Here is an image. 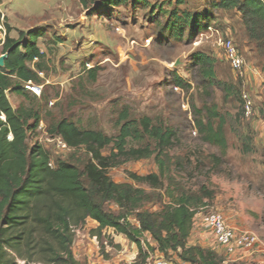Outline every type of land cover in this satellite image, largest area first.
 <instances>
[{
    "label": "rangeland",
    "instance_id": "1",
    "mask_svg": "<svg viewBox=\"0 0 264 264\" xmlns=\"http://www.w3.org/2000/svg\"><path fill=\"white\" fill-rule=\"evenodd\" d=\"M176 1L127 0L120 6H101L91 16L78 0H2V14L13 36L32 28L43 33L38 40L45 50L44 72L40 73L43 91L34 101L42 120L28 144H41L54 164L57 158H68L71 153L58 148L48 133V126L57 119L66 117L83 129L102 130L111 136L117 133L123 109L132 118L150 116L164 122L178 136L171 154L179 157L181 167L174 168L172 174L188 188L207 184L215 191L197 211L191 239L215 251L218 264H264V47L258 50L247 42L241 13L235 9L211 10V27L194 40L187 36L182 40L160 39L154 18L164 22L163 12H170ZM209 2L184 0L178 6L204 12ZM227 38L234 40L248 62L244 77L235 74L226 58L222 42ZM197 50L215 56L220 61L219 75L238 82L240 92L250 94L254 104L250 118L242 117L237 97L226 98L220 88L208 89L196 83L199 77L191 55ZM92 67H97L95 79L88 73ZM174 75L190 87L175 86ZM8 96L15 107L31 104L24 96ZM211 108H217L227 119L226 152L200 137L196 119L207 117ZM239 120L241 127L234 129ZM109 152L110 147L104 150ZM74 154L83 162L87 159L84 149ZM214 155L222 158L218 167L212 161ZM157 170L151 157L126 161L110 168L109 175L116 182H134L129 172L145 175ZM147 207L157 210L161 204L152 202ZM107 208L119 211L114 203ZM212 210L220 211L235 228L256 233L259 243L248 252H226L202 226L203 216ZM97 226L89 218L76 230L73 251L80 264H151L154 257L163 255L152 249L147 258L139 255L137 245L113 228L105 229L102 239L93 236ZM146 236L154 246L150 235ZM164 256L171 264H184L176 252ZM15 258L18 264L25 263Z\"/></svg>",
    "mask_w": 264,
    "mask_h": 264
},
{
    "label": "trees",
    "instance_id": "2",
    "mask_svg": "<svg viewBox=\"0 0 264 264\" xmlns=\"http://www.w3.org/2000/svg\"><path fill=\"white\" fill-rule=\"evenodd\" d=\"M78 1L91 16L101 6L115 7L127 2ZM183 2L177 0L170 12H163L164 22L155 16L160 39L182 40L187 36L194 40L211 27V10L235 9L241 13L247 42L258 50L264 47V4L260 0H210L209 9L204 12L181 10ZM2 17L0 11V20ZM4 20L2 54L6 58L4 66H0V264H18L15 256L24 264H80L73 245L76 230L89 218L98 223L93 236L102 239L103 231L113 228L134 242L139 255L146 258L152 249L163 255L176 252L180 260L192 264H218L215 251L189 243L194 217L215 191L207 184L188 188L172 174L174 168L181 167L179 157L171 154L178 138L173 127L150 116L132 118L123 109L113 136L102 130L83 129L66 117L52 122L48 133L61 137L71 148L68 158H57L54 164L50 152L41 144H28L42 119L34 105L37 96L25 85L30 81L43 83L40 73L44 72L45 52L38 45L43 33L35 28L20 30L15 38L10 35L12 27L5 16ZM191 60L198 72L196 83L208 89L220 88L226 98L237 97L242 117H246L239 83L219 75L220 61L205 50L193 52ZM88 73L95 79L97 67L89 68ZM174 85L190 87L177 75ZM9 93L24 96L31 104L15 107ZM196 124L202 141L226 152L227 119L217 108L209 109L208 116L196 119ZM241 125L239 120L234 129ZM108 147L110 152L105 154ZM80 149L87 154L84 162L75 158L74 153ZM151 157L158 170L145 175L129 172L134 182H116L109 175L110 168L126 161ZM212 161L218 167L222 158L214 155ZM152 202L160 203L161 208L149 209L147 205ZM109 203L117 205L119 211L108 209ZM146 235H150L154 246Z\"/></svg>",
    "mask_w": 264,
    "mask_h": 264
},
{
    "label": "built area",
    "instance_id": "3",
    "mask_svg": "<svg viewBox=\"0 0 264 264\" xmlns=\"http://www.w3.org/2000/svg\"><path fill=\"white\" fill-rule=\"evenodd\" d=\"M264 4V0H260ZM3 20V17L2 19ZM0 20V40L3 43L6 36V28L4 22ZM227 60L230 63L232 70L238 77H244L248 62L239 47L233 39L227 38L222 42ZM25 87L35 95H41L42 85L33 82L26 83ZM244 100V112L246 118L253 115L254 104L250 94L247 91H242ZM61 150H71L67 143L58 136L51 137ZM52 164V162H51ZM202 226L209 231L216 242L223 246L229 254H237L248 252L253 249L258 243L259 238L256 233L248 230H239L230 225L223 214L218 210L207 212L202 219ZM162 255V254H161ZM151 264H171L164 256H156Z\"/></svg>",
    "mask_w": 264,
    "mask_h": 264
},
{
    "label": "crops",
    "instance_id": "4",
    "mask_svg": "<svg viewBox=\"0 0 264 264\" xmlns=\"http://www.w3.org/2000/svg\"><path fill=\"white\" fill-rule=\"evenodd\" d=\"M1 4L2 3H0V11L3 13V10H2V6H1ZM2 15H4L5 16V14H2ZM4 16H3V20H4ZM81 20V19H80ZM5 21V20H4ZM10 35L12 36V37H15V38H17V36L16 35H12V31L10 32ZM64 35V34H63ZM62 42V41H61ZM61 42H59L58 44H62ZM38 45H39V47L41 48V50L43 51V52H45V50H43L42 49V47L40 46V44H39V42H38ZM1 47H2V44L0 45ZM0 55H2V51H1V54ZM189 243H191V244H196L195 242H194V239L192 240L191 239V237H190V239H189ZM184 264H189V262H183ZM191 264V263H190Z\"/></svg>",
    "mask_w": 264,
    "mask_h": 264
},
{
    "label": "water",
    "instance_id": "5",
    "mask_svg": "<svg viewBox=\"0 0 264 264\" xmlns=\"http://www.w3.org/2000/svg\"><path fill=\"white\" fill-rule=\"evenodd\" d=\"M5 58H6V54H2L0 56V66H4V64H5Z\"/></svg>",
    "mask_w": 264,
    "mask_h": 264
}]
</instances>
